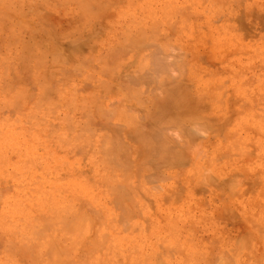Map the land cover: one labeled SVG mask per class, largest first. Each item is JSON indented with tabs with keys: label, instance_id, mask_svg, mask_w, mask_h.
I'll return each instance as SVG.
<instances>
[{
	"label": "rangeland",
	"instance_id": "374dc122",
	"mask_svg": "<svg viewBox=\"0 0 264 264\" xmlns=\"http://www.w3.org/2000/svg\"><path fill=\"white\" fill-rule=\"evenodd\" d=\"M0 264H264V0H0Z\"/></svg>",
	"mask_w": 264,
	"mask_h": 264
}]
</instances>
